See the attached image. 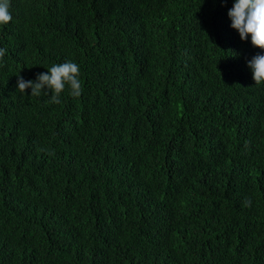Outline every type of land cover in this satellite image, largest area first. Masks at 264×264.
<instances>
[{"label": "trees", "instance_id": "16d2710c", "mask_svg": "<svg viewBox=\"0 0 264 264\" xmlns=\"http://www.w3.org/2000/svg\"><path fill=\"white\" fill-rule=\"evenodd\" d=\"M233 3L11 0L0 264H264V85L246 64L264 52ZM65 61L78 99L17 91Z\"/></svg>", "mask_w": 264, "mask_h": 264}, {"label": "clouds", "instance_id": "9594fccd", "mask_svg": "<svg viewBox=\"0 0 264 264\" xmlns=\"http://www.w3.org/2000/svg\"><path fill=\"white\" fill-rule=\"evenodd\" d=\"M227 16L231 22L230 27L239 34L241 41H247L250 37L252 47L264 52V0H234ZM11 21V0H0V26ZM6 51L0 47V61L5 57ZM246 64L255 86L264 85V55L257 54L247 60ZM28 89L31 90V97L46 96L50 104H60V97L65 89L69 96L78 99L83 92L80 66L72 61L56 63L46 72L38 74L35 80H25L18 75L17 91L25 95ZM247 147L246 142L245 148ZM47 154L54 155V152L48 151ZM250 205L251 201L246 199L244 206Z\"/></svg>", "mask_w": 264, "mask_h": 264}]
</instances>
